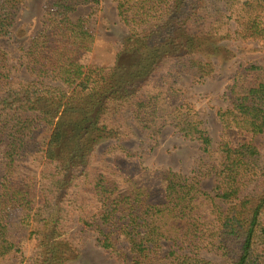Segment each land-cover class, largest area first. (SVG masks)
<instances>
[{
	"label": "trees",
	"instance_id": "1",
	"mask_svg": "<svg viewBox=\"0 0 264 264\" xmlns=\"http://www.w3.org/2000/svg\"><path fill=\"white\" fill-rule=\"evenodd\" d=\"M113 1L130 37L110 68L90 64L93 13L72 17L100 0H47L25 53L30 81L13 76L0 48V264L22 254L10 235L16 211L37 241L19 264H72L91 232L122 264H264V148L255 144L264 136V67L249 64L228 87L217 148L175 88L181 76L212 77L220 43L233 34L264 43L261 2ZM22 4L0 0V38L11 35ZM129 123L155 139L172 127L207 158L189 175L160 173L164 197L154 203L146 188L95 165L100 144L123 141ZM45 128L44 149L34 148ZM28 153L40 160L38 176L26 171ZM205 179H213L212 192Z\"/></svg>",
	"mask_w": 264,
	"mask_h": 264
},
{
	"label": "rangeland",
	"instance_id": "2",
	"mask_svg": "<svg viewBox=\"0 0 264 264\" xmlns=\"http://www.w3.org/2000/svg\"><path fill=\"white\" fill-rule=\"evenodd\" d=\"M242 2L249 0H240ZM252 1V0H250ZM262 8L258 10V21L264 27V0H259ZM47 0H23L22 9L10 36L0 38V48L3 49L13 66V76L18 81H30L34 75L27 69L25 53L33 37L40 31L44 20L45 4ZM91 16V28L95 32V43L90 56V64L103 68H110L115 64L118 53L129 46L130 37L127 27L120 21L117 4L113 0H100L97 6L80 7L72 17ZM232 31L238 29L235 20H228ZM221 54L214 59L216 70L212 77L204 81H197L191 76H181L175 88L178 91V104L191 105L205 121L213 140V147L217 148L222 136V125L218 113L228 107L225 93L233 84L236 74L249 64H258L264 67V43L255 40H238L233 34L229 39L220 43ZM127 136L123 141L108 140L100 144L96 151L95 165L100 171L113 168L122 179L144 187L150 193L154 203L163 200L160 173L174 171L189 175L195 165L206 159L200 145L195 141L183 138L176 129L165 128L157 139L150 136L148 131L139 128L137 124L129 123ZM50 135L48 129H41L37 133L34 148L44 144ZM255 144L264 148V136L257 137ZM27 154L26 167L39 175L42 165L40 160H33ZM31 167V168H30ZM3 160L0 155V181L3 175ZM213 179L202 182L203 190L212 192ZM1 189V186H0ZM21 213H12L10 235L18 244L22 254H13L2 264H19L21 255L25 259L33 256L36 239L30 235L28 223H21ZM97 233L87 234L79 256L72 264H122L112 252L105 251L96 244ZM165 250H168L165 246ZM207 260H213V254L203 255Z\"/></svg>",
	"mask_w": 264,
	"mask_h": 264
}]
</instances>
